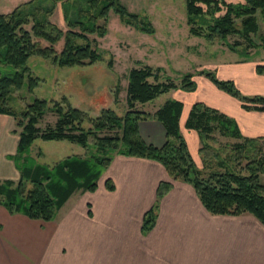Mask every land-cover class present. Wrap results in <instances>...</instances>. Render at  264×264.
Segmentation results:
<instances>
[{
    "label": "trees",
    "instance_id": "trees-1",
    "mask_svg": "<svg viewBox=\"0 0 264 264\" xmlns=\"http://www.w3.org/2000/svg\"><path fill=\"white\" fill-rule=\"evenodd\" d=\"M60 2L63 19L69 28L66 32L50 20ZM203 6L213 8L214 12L223 10L224 14L210 22L205 18ZM111 10L125 26L147 35L155 34V28L147 17L130 12L120 0H30L8 14H0V115L12 117L22 128L16 156L25 161L26 153L38 138L67 141L90 151L88 157L69 156L49 169L37 165L32 170H24L15 187V182L3 181L0 183V204L9 213H23L32 220L51 221L75 191H95L97 181L110 165L112 157L121 154L152 160L164 167L171 181L159 183L158 199L168 193L173 182L188 183L210 214H249L264 226V137L244 138L234 120L196 103L189 111L185 127L197 132L202 145L199 155L207 167L197 168L180 133V102L169 101L153 114L134 108L137 102L147 103L173 89L193 92L196 89L194 73L180 74V83L175 84L160 81L162 68L143 66L132 69L127 85L128 111L122 117L112 109H103L99 117L92 119L64 100L66 106L55 104L53 108L58 117L54 126L40 130L37 124L48 110L45 100L36 99L21 112L10 108L8 102L12 91L20 89L26 78L30 91L38 85L39 80L32 76L27 65L30 57L52 59L60 67L87 66L101 60L88 36L102 38L107 34V18ZM186 13L189 33L193 36L203 37L211 44L217 40L225 41L233 35L239 36L248 43L246 50L240 53L246 56L250 47H258L252 43L251 36L259 32L257 14L264 21V0H244L240 4L225 0H186ZM100 20L102 25L98 24ZM36 39L46 41L49 46L42 47ZM62 39L63 48L57 53L55 45ZM260 47L264 49V36ZM229 48L237 52L234 45ZM256 72L264 74V65L256 66ZM197 73L238 99L245 109L264 108V96H245L232 81L219 80L206 70ZM144 120H157L163 124L166 140L162 146L148 144L141 137L139 123ZM84 123L91 124V127L84 128ZM115 128L120 135H100ZM216 131L223 137L240 142L231 147L220 146L214 151L208 142L214 140L212 134ZM215 158L216 168L212 163ZM27 181L31 184L30 189L26 186ZM105 184L109 191L114 190L111 180H106ZM156 211L155 204L145 213L144 233L153 228Z\"/></svg>",
    "mask_w": 264,
    "mask_h": 264
},
{
    "label": "crops",
    "instance_id": "crops-1",
    "mask_svg": "<svg viewBox=\"0 0 264 264\" xmlns=\"http://www.w3.org/2000/svg\"><path fill=\"white\" fill-rule=\"evenodd\" d=\"M230 51L231 61H225L223 53L208 70L219 80L232 81L245 96H264V74L256 72V66L264 62ZM205 69L193 72V92L177 88L165 93L167 102L182 104L179 129L194 159L199 155L200 140L185 123L196 103L234 120L242 137H264V108L245 109L238 99L197 73ZM8 130L11 132V127ZM139 133L156 147L166 140L165 128L157 120L141 121ZM18 139L19 135L17 143ZM16 150L17 144L7 156ZM6 162L16 169L13 161V166L11 160ZM108 179L113 191L106 187ZM170 181L158 162L115 154L96 190L75 191L51 221L12 214L0 204V264H264V226L257 218L212 215L192 185L184 182H173L168 193L158 199L159 183ZM155 204V224L144 233V215Z\"/></svg>",
    "mask_w": 264,
    "mask_h": 264
},
{
    "label": "rangeland",
    "instance_id": "rangeland-1",
    "mask_svg": "<svg viewBox=\"0 0 264 264\" xmlns=\"http://www.w3.org/2000/svg\"><path fill=\"white\" fill-rule=\"evenodd\" d=\"M28 1L30 0H0V14H8ZM226 1L233 4L244 2V0ZM120 2L130 12L148 17L156 33L147 35L125 26L118 15L111 10L107 18V34L102 38L97 35L88 36L92 48L97 50L101 60L87 66L60 67L52 59L40 56L30 57L27 65L32 76L39 80L38 85L30 91L26 78L20 89L12 91L8 102L10 108L21 112L36 99L45 100L48 103V110L37 124L40 130L54 126L58 117L53 108L55 104L66 106L64 100L73 108L85 112L92 119L99 117L103 109H112L122 117L128 111L127 85L128 75L132 69L143 66L163 68L160 72V81L179 84L178 74L193 73L200 68L210 71L207 66L215 65L214 62L223 53V59L227 62L231 61L233 55L228 50L229 46L234 45L238 53L247 48L248 43L235 35L228 37L225 41L217 40L212 44L203 37L191 35L186 21V0H120ZM203 9L205 18L210 22L224 14L223 10L214 12L213 8L205 6ZM169 19L171 23L168 22ZM50 20L63 32L69 30L63 19L61 2L58 3ZM257 20L259 32L252 35L251 39L254 46L258 47H250L247 54L252 55L251 61L264 62V49L260 47L261 37L264 36V21L259 14H257ZM102 23L103 21L100 20L98 24L102 25ZM26 28L30 29V26ZM36 40L42 47L49 46V43L44 40ZM77 42L82 43L83 41ZM63 44L64 39L55 45L57 53L61 52ZM234 56L237 59L240 57L239 55ZM168 100V95L164 93L147 103L137 102L136 110L153 113L162 108ZM7 122H9V128L12 129L11 132L8 130ZM83 126L87 129L91 127V124L84 123ZM21 130L22 128L18 127L12 117L0 116V183L4 180H11L16 183L15 187L20 178L22 179L24 170H32L37 165L49 169L66 157H88L90 152L67 141H43L38 138L26 153L25 161L24 158L16 156V153L9 157L7 155L15 151ZM100 135H120V131L115 128L113 131H103ZM212 137L214 140H210L208 144L214 151L220 146L231 147L240 142L223 137L217 131L212 134ZM201 146L199 144V148ZM188 151L197 168L207 167L201 155L196 154L194 159L190 148ZM6 160H11L10 165L13 161L16 169H10ZM212 161L216 168L217 159H212ZM43 173L46 175L45 171ZM23 181H25L24 178ZM26 186L28 189L31 188L29 181L26 182Z\"/></svg>",
    "mask_w": 264,
    "mask_h": 264
}]
</instances>
